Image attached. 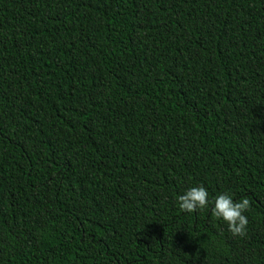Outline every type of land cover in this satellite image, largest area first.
Segmentation results:
<instances>
[{
  "label": "trees",
  "instance_id": "1",
  "mask_svg": "<svg viewBox=\"0 0 264 264\" xmlns=\"http://www.w3.org/2000/svg\"><path fill=\"white\" fill-rule=\"evenodd\" d=\"M0 264H264V0H0Z\"/></svg>",
  "mask_w": 264,
  "mask_h": 264
},
{
  "label": "clouds",
  "instance_id": "2",
  "mask_svg": "<svg viewBox=\"0 0 264 264\" xmlns=\"http://www.w3.org/2000/svg\"><path fill=\"white\" fill-rule=\"evenodd\" d=\"M212 216L227 224L228 230L235 237H244L248 220L245 212L250 210V200L245 197L234 202L228 194H221L214 200ZM181 212L193 213L208 207V192L205 187H192L178 197Z\"/></svg>",
  "mask_w": 264,
  "mask_h": 264
}]
</instances>
